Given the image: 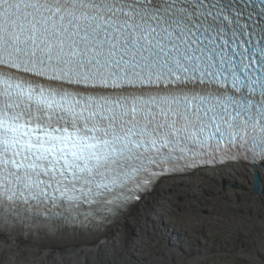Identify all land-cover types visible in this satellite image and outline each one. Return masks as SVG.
<instances>
[{"label":"snow or ice","instance_id":"snow-or-ice-1","mask_svg":"<svg viewBox=\"0 0 264 264\" xmlns=\"http://www.w3.org/2000/svg\"><path fill=\"white\" fill-rule=\"evenodd\" d=\"M225 165L264 182V0H0V228L92 234Z\"/></svg>","mask_w":264,"mask_h":264},{"label":"bare ground","instance_id":"bare-ground-1","mask_svg":"<svg viewBox=\"0 0 264 264\" xmlns=\"http://www.w3.org/2000/svg\"><path fill=\"white\" fill-rule=\"evenodd\" d=\"M234 167L235 171L225 165L190 176L161 177L140 202L129 204L92 234L53 240L0 228V264H164L173 260L194 264L205 252L186 262L181 249L199 247V243L211 246L217 230H223L226 240L239 231L264 253L259 205L264 182L253 194L252 185L245 189L239 166ZM149 205L154 211H145ZM166 238L168 247L158 244Z\"/></svg>","mask_w":264,"mask_h":264},{"label":"rangeland","instance_id":"rangeland-1","mask_svg":"<svg viewBox=\"0 0 264 264\" xmlns=\"http://www.w3.org/2000/svg\"><path fill=\"white\" fill-rule=\"evenodd\" d=\"M204 229L200 231L203 236L205 235ZM217 232L219 234L214 236L211 246L199 243V247L192 245L189 250L181 249L182 252L180 253L183 260L188 262V260L195 258L199 252H205V256L194 264H264V253L260 251L256 242L251 244L245 241L244 235L239 231L233 232L229 240L224 239L223 230H217ZM167 241L168 238L166 241L162 239L158 244L168 247ZM156 256L158 257V255ZM164 264L184 263L173 260L165 261Z\"/></svg>","mask_w":264,"mask_h":264},{"label":"water","instance_id":"water-1","mask_svg":"<svg viewBox=\"0 0 264 264\" xmlns=\"http://www.w3.org/2000/svg\"><path fill=\"white\" fill-rule=\"evenodd\" d=\"M259 190H260V185H259L258 188H255V189L253 188V192H254V193H257Z\"/></svg>","mask_w":264,"mask_h":264}]
</instances>
